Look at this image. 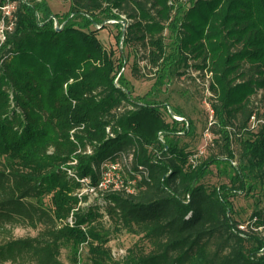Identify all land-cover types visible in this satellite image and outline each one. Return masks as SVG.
<instances>
[{"label":"trees","instance_id":"16d2710c","mask_svg":"<svg viewBox=\"0 0 264 264\" xmlns=\"http://www.w3.org/2000/svg\"><path fill=\"white\" fill-rule=\"evenodd\" d=\"M65 1L59 14L46 0H0V231L38 230L1 242L0 264H66L63 249L81 264L84 245L85 264H264V205L244 226L232 201L264 195V0ZM112 19L126 23L118 43L157 68L144 97L172 67L211 74L225 158L194 162L172 138L192 125L180 133L164 104L134 98L128 54L99 38ZM232 126L248 134L240 167L210 188L211 166L235 156ZM111 163L132 191L101 187ZM106 217L139 236L122 258Z\"/></svg>","mask_w":264,"mask_h":264},{"label":"rangeland","instance_id":"374dc122","mask_svg":"<svg viewBox=\"0 0 264 264\" xmlns=\"http://www.w3.org/2000/svg\"><path fill=\"white\" fill-rule=\"evenodd\" d=\"M46 1L55 13L64 14L69 9V1ZM12 5L14 4H9L5 7V14H10L13 10ZM110 21H107L108 25L100 30L99 38L106 47L120 48L125 57L126 54H128L124 73L134 86V98H136V100L139 98L140 100L152 90L157 81V74L155 72L157 68L152 69L151 65L147 63V60L143 59L146 58L143 48L138 51L139 54L137 51L135 52V50H133L132 53H129L128 48L126 49L125 47L124 49L125 45L118 43L117 37L120 29H123V31L125 30V23L123 22L122 27H120L117 23H114L115 19ZM4 28L5 26L1 24L0 29L2 30ZM166 34H168V31H166ZM167 36H169V34ZM167 42L170 43V38H167ZM134 65L139 69L138 78L133 74ZM169 73L170 75L165 77L163 84L155 87L152 94L148 97H144L142 100L150 103L157 102L160 105L164 104L168 111V118L166 114L165 117L170 122H172V119L178 121V132H184L186 127H189L190 124L192 125L193 131L191 134H177L176 137L172 138H174L181 147H185L192 151V160L194 162L198 163L212 156L225 158L227 152L224 150V142L221 139V135L215 132L219 129V124L214 111V103L216 100L213 92L209 90L211 74L208 72L203 73L182 64L180 66L172 67ZM262 107L264 112V105ZM171 113H174L175 116L183 117L184 120L175 119ZM232 129L233 132L235 130L232 143L235 156L232 164L223 160L211 166L210 173L202 180V182L210 188L230 183L231 177L235 174L236 169L240 167L242 160L241 139L246 138L248 134L242 129L241 131L236 126H232ZM163 138L164 136L161 135L162 140H164ZM124 162L128 165L130 159L126 158ZM107 168L108 171L104 175V179H106L105 181L107 182L106 188L119 189L123 188V186L131 189L134 188L136 183L135 181H130L128 179L123 165L120 164V166L116 167L108 166ZM86 190H84V192L90 194L91 200L98 197V193ZM232 201L236 220L245 226L246 223L250 221L253 212L264 205V195L259 193V190L250 195L239 193L232 197ZM105 219L107 221L105 223L106 228L111 232L109 245L113 248L116 257L122 258L126 249L132 247L139 241V236L125 231L117 232L108 218L106 217ZM37 233V229L25 226H17L11 230H2L0 231V243L10 238L35 236ZM80 253L82 260L81 264H85V261H87V249L85 245L82 246ZM61 258L66 264H72L67 249H63ZM1 264L16 263L9 261Z\"/></svg>","mask_w":264,"mask_h":264},{"label":"built area","instance_id":"2783aa9c","mask_svg":"<svg viewBox=\"0 0 264 264\" xmlns=\"http://www.w3.org/2000/svg\"><path fill=\"white\" fill-rule=\"evenodd\" d=\"M13 6V8L15 7V5H12ZM111 22V21H110ZM125 25H126V23H125ZM97 27H100V25H98ZM1 38H5L3 35H2V37ZM171 114H173V117L175 118V119H179V120H184V118L183 117H179V116H175V114L174 113H171ZM251 122H252V124H253V127L255 126V125H257V123L258 122H256V118H255V116H253L252 117V119H251ZM180 133H183V132H180ZM107 165V167L108 166H112V167H116V166H120V164H118V163H111V164H106ZM106 179H104L103 180V182L101 183V187H107V182L105 181ZM127 188V187H126ZM127 190L128 191H132L133 189H131V188H127Z\"/></svg>","mask_w":264,"mask_h":264}]
</instances>
